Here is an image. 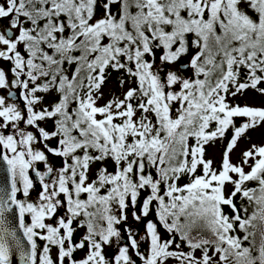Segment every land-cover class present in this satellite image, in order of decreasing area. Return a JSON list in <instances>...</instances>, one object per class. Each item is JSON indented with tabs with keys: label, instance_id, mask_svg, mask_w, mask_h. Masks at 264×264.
I'll use <instances>...</instances> for the list:
<instances>
[{
	"label": "snow or ice",
	"instance_id": "obj_1",
	"mask_svg": "<svg viewBox=\"0 0 264 264\" xmlns=\"http://www.w3.org/2000/svg\"><path fill=\"white\" fill-rule=\"evenodd\" d=\"M5 20L0 264H136L132 254L141 264H264V146L230 160L238 140L264 126V107L229 101L249 89L264 95V0H0ZM159 50L161 65L187 62L161 76ZM109 69L136 86L98 106ZM52 91L59 100L45 105ZM229 130L213 168L205 145ZM129 214L145 222L143 235L118 227Z\"/></svg>",
	"mask_w": 264,
	"mask_h": 264
},
{
	"label": "rangeland",
	"instance_id": "obj_2",
	"mask_svg": "<svg viewBox=\"0 0 264 264\" xmlns=\"http://www.w3.org/2000/svg\"><path fill=\"white\" fill-rule=\"evenodd\" d=\"M7 21H0V24H5ZM188 58H181L180 61H178L175 65H159V70L161 76H163L168 70L173 71H180V65L187 62ZM0 67L4 68L6 71L10 67V65L7 62L0 61ZM185 76L191 75V69H188L187 71L183 72ZM9 79H11V74L9 73ZM121 79H118L117 77H111L107 84L100 90V93H102L101 98L97 101L98 106L103 105L107 103L110 99L113 97H120L123 98L122 93L125 92L129 87H132L131 83L126 81L123 87L120 86ZM13 91L17 92V95L19 97L20 90L19 89H13ZM8 90L7 89H0V96L7 97ZM52 100H54L53 95H47L44 94V101L43 103L45 105L52 104ZM230 103L233 104H240V105H251V106H257V107H264V95H260L257 92L249 91L247 90L243 95H237L236 97H229ZM20 104V107L23 109L24 105L22 100L17 101ZM237 124L241 123V118L237 119ZM41 126L45 127L48 130H52L54 128V124L52 120H46L41 122ZM21 127H24L23 124H21ZM34 131V129H29ZM229 141H220L217 140L214 142V144H210L206 147L205 156L206 159L213 161V167L220 166L223 158V153L225 151L226 145ZM52 144H55V141H52ZM252 145L257 146H264V126L257 127L255 129L249 130L245 135H243L237 142V145L230 153V160L233 164H241L242 162V153L244 151H247L252 147ZM36 147H42V145H36ZM49 162L53 164L54 167H60L62 166V158L54 157L51 154H49ZM251 163V161H249ZM110 170L112 169L111 164L108 162ZM37 167H41L42 170H44V166L42 163L37 164ZM248 167L245 166V171H248ZM112 171V170H111ZM30 175L31 172H30ZM95 176V167H92V171L90 172V179L94 178ZM231 185L229 184V187ZM35 187V186H34ZM34 189V188H33ZM30 191V195L28 197L29 200L35 201L37 199V195H35L34 190ZM18 198L24 199L22 195H18ZM131 210H129L130 212ZM59 214H63V210L60 211ZM148 219H155L153 216H149ZM145 222L140 221L136 222L131 214H129L128 220L125 224L120 225L118 227L121 228L122 232L128 228L132 229L134 232H136L139 235H143L145 232ZM159 231L161 233L162 239L168 238V233L166 230L162 228V226H158ZM79 234V233H78ZM141 245V251H144L147 249V243L145 241L140 242ZM117 245L113 243V245L106 247L105 254L106 256L111 259L112 254L115 253ZM174 247V246H173ZM183 247V246H182ZM186 250V249H185ZM84 251H80L77 253L78 258H82L84 256ZM130 254H132V251L130 249ZM197 255H199V252H197ZM132 258L136 261V264H141V261L138 257H136L134 254H132ZM169 264H175L174 261H169Z\"/></svg>",
	"mask_w": 264,
	"mask_h": 264
},
{
	"label": "trees",
	"instance_id": "obj_3",
	"mask_svg": "<svg viewBox=\"0 0 264 264\" xmlns=\"http://www.w3.org/2000/svg\"><path fill=\"white\" fill-rule=\"evenodd\" d=\"M162 54V50H159V51H157V60H156V65L157 66H159V65H161L160 64V60H159V56ZM182 58H187V57H182ZM164 65V64H163ZM155 67V66H154ZM111 77H117L118 79H124L125 81H128L129 83H131V85H132V87H135L136 86V84H135V80L133 79V80H131V81H129V78L127 77V75L121 70L120 72H116V71H113V70H111V69H109V74H108V78L105 80V82H104V84L102 85V87H101V89L105 86V84H107V82L109 81V79L111 78ZM262 86H264V85H262ZM100 89V90H101ZM249 91H253V92H256L255 90H251V89H249ZM258 93V92H257ZM47 95H53L54 96V100H52L53 102L52 103H55V102H57L58 100H59V96H58V94L55 92V91H52V92H50V93H48ZM73 107H74V105H73ZM53 124H54V122H53ZM231 130H229V132L226 134V136H225V138H223V139H218V140H220V141H229L230 140V138H231ZM217 140H215L214 142H216ZM214 142H209L207 145H205V151H206V147L208 146V145H210V144H214ZM205 159H206V156H205ZM109 163L111 164V162L109 161ZM94 167H95V170H96V168H97V165H93ZM92 166V167H93ZM111 166V165H110ZM220 166H217L216 165V167H213V168H219ZM109 170H110V168H109ZM111 170H113V169H111ZM110 170V171H111ZM198 172H199V170H198ZM187 181V177H184V178H182V180H181V183H184V182H186ZM249 186H254V184H252L251 182H250V184H249ZM232 190V186H230L229 187V185H226V193H228V192H230ZM236 202H237V206L239 207V204H240V201H239V196H237V199H236ZM251 210V209H250ZM225 212L227 213V212H230V209H228L227 207H225ZM150 216H153V215H151L150 214ZM154 217V216H153ZM26 219V221L28 220V217H26L25 218ZM38 243H40V241H38ZM183 246V245H182ZM186 249V248H185ZM186 251H187V249H186Z\"/></svg>",
	"mask_w": 264,
	"mask_h": 264
},
{
	"label": "water",
	"instance_id": "obj_4",
	"mask_svg": "<svg viewBox=\"0 0 264 264\" xmlns=\"http://www.w3.org/2000/svg\"><path fill=\"white\" fill-rule=\"evenodd\" d=\"M14 92L16 93V96L18 97L17 92L16 91H14ZM2 151H3L2 147H0V152H2ZM3 167L4 166H3L2 162H0V183L3 182V176H4V173L2 171ZM31 174L34 177V174L33 173H31ZM34 183L35 184L38 183V180H36L35 177H34ZM9 221L12 225L18 226V213L14 212V213L9 214ZM17 264H18V257H17Z\"/></svg>",
	"mask_w": 264,
	"mask_h": 264
},
{
	"label": "flooded vegetation",
	"instance_id": "obj_5",
	"mask_svg": "<svg viewBox=\"0 0 264 264\" xmlns=\"http://www.w3.org/2000/svg\"><path fill=\"white\" fill-rule=\"evenodd\" d=\"M6 24V23H5ZM41 171H43L42 169H41V167H38ZM34 193H35V195H37L38 196V194H39V191H40V187H39V183H34ZM40 244H43V242L42 241H40ZM55 249H53V256H55ZM77 255V254H76Z\"/></svg>",
	"mask_w": 264,
	"mask_h": 264
}]
</instances>
